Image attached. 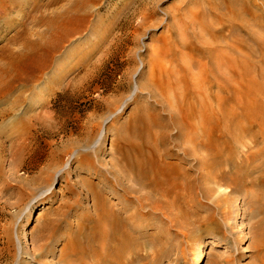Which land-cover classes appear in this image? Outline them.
<instances>
[{"label": "rangeland", "instance_id": "374dc122", "mask_svg": "<svg viewBox=\"0 0 264 264\" xmlns=\"http://www.w3.org/2000/svg\"><path fill=\"white\" fill-rule=\"evenodd\" d=\"M2 1L11 6L6 17L0 14L3 65L4 48L20 52L23 38L47 32V24L33 20L65 11L63 24L78 28L42 71L35 70L44 54L38 48L3 77L0 264H102L91 252L102 243L86 242L78 228L84 213H93L92 185L111 208L122 206L118 213L137 228L131 236L139 244L123 250L126 263L192 264L204 246L202 264H264V129L256 141L241 137L236 124L243 120L237 119L230 124L235 131L223 135L225 110L207 126L194 118L192 133L181 117L196 108L175 107L174 92L152 82L194 56L178 44L197 33L194 14L206 2ZM256 2L255 13L264 15V0ZM190 70L195 80L198 67ZM153 112L161 119L147 143H157L154 169L161 172L135 178L121 166L122 148L136 140L133 130ZM138 116L143 121L132 124ZM255 127L252 132L260 130L259 123ZM71 241L89 248L80 252Z\"/></svg>", "mask_w": 264, "mask_h": 264}, {"label": "bare ground", "instance_id": "6f19581e", "mask_svg": "<svg viewBox=\"0 0 264 264\" xmlns=\"http://www.w3.org/2000/svg\"><path fill=\"white\" fill-rule=\"evenodd\" d=\"M5 1L8 2V0ZM205 2L204 9L194 14L198 20L197 33L192 31L189 34L192 40L178 44L195 58L191 56L188 62L177 64L175 71L167 70L165 78L160 80L154 78L152 82L164 85L165 88L174 92L175 99L172 103L175 107L184 108L186 104L196 108L195 112L191 110L189 114L186 113L181 117L183 122L189 124L190 129L193 130L192 133L196 131L192 125L194 118L200 116L199 123L207 126L209 121L213 123L220 121L226 110L229 112L226 116L228 124L223 128V135L235 131V126L232 129L230 124L238 119L243 120L236 124L240 136L249 134L256 141V135H262L264 129V15L255 13L253 7H259L256 0L241 2L204 0ZM7 4L9 3L5 6L0 5V14H4V17L8 15L7 10L11 8ZM222 10L230 13L231 17L227 15L224 18L222 15L226 14L221 13ZM216 18L223 19L225 23L215 21ZM65 20H68L65 11L51 17L33 20L47 24V32H39L38 37L33 41L23 38V49L20 52H13L9 47L3 49L2 54L6 58V64L0 63V92L8 86V80L3 78L4 75L10 74L12 65L28 55L29 50L34 52L38 48L44 49L42 59L35 70L42 71L48 65L55 53L60 50L61 43L78 28L76 26L70 29L65 26L63 24ZM2 25L7 26V22L3 19ZM58 25L61 31L54 33L53 30L57 29ZM207 36L212 38V43L207 41ZM169 59L170 61L174 59V55H170ZM193 66L198 67L195 80L189 78L190 69ZM160 119L159 112L158 115L153 112V116L147 122L139 116L133 119L132 124L143 121L142 126L140 130L139 128L133 130L136 140L130 141L126 147L122 148L121 166L133 172L135 178L146 179L152 174L157 175L161 172L159 169H154L158 162L157 143L156 141L147 143L148 137L152 136L149 133L151 126L158 125ZM258 123L260 130L252 132V129L258 128L255 127ZM217 127L221 126L217 125ZM218 138L223 143L226 142L223 137L218 136ZM158 182L160 179L153 181V183ZM91 189L93 213L91 212V215L84 213L83 222L78 226L79 234L84 235L86 242L90 244L102 243L100 251H91L93 255L98 256L96 259L102 260V264H127L128 262L124 261L123 250L135 248V245L139 244L131 236L137 228L132 223V218L123 217L118 213L120 212L118 210H123L122 206H119L117 210L111 208L110 203L96 185H92ZM169 193V190L160 192L161 197ZM176 201L178 198L170 204L173 205ZM139 234L142 235L140 232ZM261 239L264 242V231ZM70 243L79 246L80 252H86L89 248L88 245L81 246L74 241ZM256 245V249L261 250L260 244ZM204 254L205 250L202 246L192 264H202ZM230 259H226V262H230Z\"/></svg>", "mask_w": 264, "mask_h": 264}]
</instances>
